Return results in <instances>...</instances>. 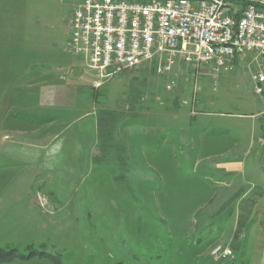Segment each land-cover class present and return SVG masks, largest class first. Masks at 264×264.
<instances>
[{
  "label": "rangeland",
  "instance_id": "rangeland-1",
  "mask_svg": "<svg viewBox=\"0 0 264 264\" xmlns=\"http://www.w3.org/2000/svg\"><path fill=\"white\" fill-rule=\"evenodd\" d=\"M81 1L0 0V264H264L254 56L102 78L67 49Z\"/></svg>",
  "mask_w": 264,
  "mask_h": 264
},
{
  "label": "built area",
  "instance_id": "built-area-1",
  "mask_svg": "<svg viewBox=\"0 0 264 264\" xmlns=\"http://www.w3.org/2000/svg\"><path fill=\"white\" fill-rule=\"evenodd\" d=\"M251 1L264 5V0H82L69 22L67 49L85 57L102 78L145 66L169 73L177 64L188 76L217 78L251 54L257 62L254 93L263 95L264 13L253 11ZM38 199L47 201L40 194Z\"/></svg>",
  "mask_w": 264,
  "mask_h": 264
},
{
  "label": "bare ground",
  "instance_id": "bare-ground-1",
  "mask_svg": "<svg viewBox=\"0 0 264 264\" xmlns=\"http://www.w3.org/2000/svg\"><path fill=\"white\" fill-rule=\"evenodd\" d=\"M168 4H177V0H168ZM251 9L256 13H264V5L259 1H251Z\"/></svg>",
  "mask_w": 264,
  "mask_h": 264
},
{
  "label": "trees",
  "instance_id": "trees-1",
  "mask_svg": "<svg viewBox=\"0 0 264 264\" xmlns=\"http://www.w3.org/2000/svg\"><path fill=\"white\" fill-rule=\"evenodd\" d=\"M12 257V252H3V251H0V261L1 260H8Z\"/></svg>",
  "mask_w": 264,
  "mask_h": 264
},
{
  "label": "crops",
  "instance_id": "crops-1",
  "mask_svg": "<svg viewBox=\"0 0 264 264\" xmlns=\"http://www.w3.org/2000/svg\"><path fill=\"white\" fill-rule=\"evenodd\" d=\"M248 55L253 56V55H251V54H248ZM243 59H244V57H243V58L236 59V61H235V65L237 66V65L239 64V62H241ZM254 61H255V63H256V68H257V62H256L255 58H254ZM139 69H140V68H139ZM136 70H138V69H136ZM204 71H205V69H204ZM255 71H256V69H255ZM255 71H254V72H255Z\"/></svg>",
  "mask_w": 264,
  "mask_h": 264
}]
</instances>
